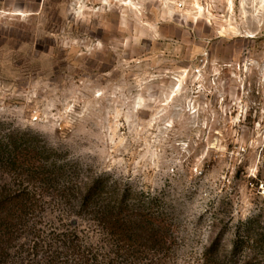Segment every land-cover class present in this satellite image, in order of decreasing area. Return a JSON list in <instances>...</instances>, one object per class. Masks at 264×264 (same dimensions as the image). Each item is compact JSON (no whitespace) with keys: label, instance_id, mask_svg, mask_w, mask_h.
<instances>
[{"label":"rangeland","instance_id":"1","mask_svg":"<svg viewBox=\"0 0 264 264\" xmlns=\"http://www.w3.org/2000/svg\"><path fill=\"white\" fill-rule=\"evenodd\" d=\"M0 126L39 134L75 185L161 199L160 264L231 250L248 218L264 229V0H0ZM68 207L46 206L44 237Z\"/></svg>","mask_w":264,"mask_h":264},{"label":"trees","instance_id":"2","mask_svg":"<svg viewBox=\"0 0 264 264\" xmlns=\"http://www.w3.org/2000/svg\"><path fill=\"white\" fill-rule=\"evenodd\" d=\"M57 153L39 134L0 126V264L24 249L27 263L160 264L174 242L162 200L102 176L75 185L72 165ZM56 199L69 207L44 237L37 218ZM231 247L216 239L201 264H264V229L255 217L237 228Z\"/></svg>","mask_w":264,"mask_h":264}]
</instances>
